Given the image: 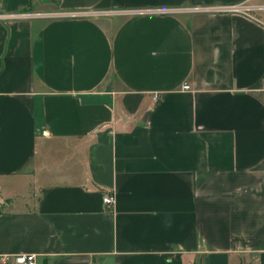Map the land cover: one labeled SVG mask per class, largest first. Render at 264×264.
Returning a JSON list of instances; mask_svg holds the SVG:
<instances>
[{"label": "crops", "instance_id": "1", "mask_svg": "<svg viewBox=\"0 0 264 264\" xmlns=\"http://www.w3.org/2000/svg\"><path fill=\"white\" fill-rule=\"evenodd\" d=\"M246 1L0 0V264H264Z\"/></svg>", "mask_w": 264, "mask_h": 264}, {"label": "built area", "instance_id": "2", "mask_svg": "<svg viewBox=\"0 0 264 264\" xmlns=\"http://www.w3.org/2000/svg\"><path fill=\"white\" fill-rule=\"evenodd\" d=\"M207 11H220V12H234V13H245V14H252L250 9L246 8V6L242 4H235V5H226V6H219V7H206ZM264 86V83H263ZM183 89L191 90V85L185 83L183 85ZM104 203L106 206L111 207L115 202V195L114 193H105L104 194ZM15 260L18 264H36V256L33 254H26V255H18L15 257Z\"/></svg>", "mask_w": 264, "mask_h": 264}, {"label": "rangeland", "instance_id": "3", "mask_svg": "<svg viewBox=\"0 0 264 264\" xmlns=\"http://www.w3.org/2000/svg\"><path fill=\"white\" fill-rule=\"evenodd\" d=\"M252 14L264 13V0H249L243 3Z\"/></svg>", "mask_w": 264, "mask_h": 264}, {"label": "trees", "instance_id": "4", "mask_svg": "<svg viewBox=\"0 0 264 264\" xmlns=\"http://www.w3.org/2000/svg\"><path fill=\"white\" fill-rule=\"evenodd\" d=\"M174 262H175V264H182V262H181V260L179 258L176 259Z\"/></svg>", "mask_w": 264, "mask_h": 264}, {"label": "water", "instance_id": "5", "mask_svg": "<svg viewBox=\"0 0 264 264\" xmlns=\"http://www.w3.org/2000/svg\"><path fill=\"white\" fill-rule=\"evenodd\" d=\"M4 204V200L0 197V207Z\"/></svg>", "mask_w": 264, "mask_h": 264}]
</instances>
